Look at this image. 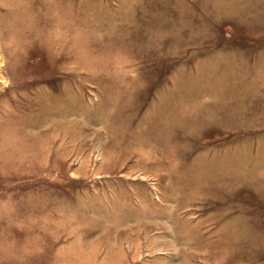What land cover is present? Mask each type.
I'll return each instance as SVG.
<instances>
[{"label":"rangeland","instance_id":"obj_1","mask_svg":"<svg viewBox=\"0 0 264 264\" xmlns=\"http://www.w3.org/2000/svg\"><path fill=\"white\" fill-rule=\"evenodd\" d=\"M0 264H264V0H0Z\"/></svg>","mask_w":264,"mask_h":264}]
</instances>
